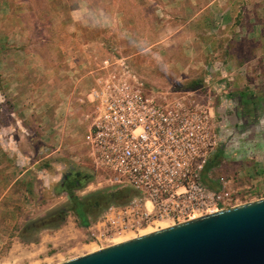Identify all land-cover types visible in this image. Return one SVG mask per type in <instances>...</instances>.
Segmentation results:
<instances>
[{
	"label": "rangeland",
	"instance_id": "rangeland-1",
	"mask_svg": "<svg viewBox=\"0 0 264 264\" xmlns=\"http://www.w3.org/2000/svg\"><path fill=\"white\" fill-rule=\"evenodd\" d=\"M93 1L97 10L83 23L90 22L93 27L86 30L83 27L84 32L80 30L79 33V36L94 40L87 46L75 41L70 44L67 40L69 36L76 35L65 24L68 10L75 6V0L63 4L62 0H56V4H49L47 0H30L29 6L19 16V20L24 22V29L20 26L16 29V36L23 40V45L17 39L14 50L0 45V264H60L145 236L142 232L146 229L154 233L173 226L157 222L144 225L136 232L100 236L95 226L109 208L127 206L131 201L125 205H107L104 202L99 210H94L96 203L93 204L89 213V228L81 227L78 218L70 211L61 225L53 224V215L70 205L68 192L61 188L65 176L81 174L85 178L79 187L72 189L80 198H92L117 188L107 181L104 172L95 167L84 145L88 116L92 111L80 99L91 87L86 91L83 87L80 91L73 90L74 93L68 83V89L63 91L52 88L53 81L50 83L46 75L49 70L53 71L51 64H54V60L46 65L41 59H27L24 56L26 52L70 53L75 52L77 47L80 52L90 51L96 56L90 62L86 76L92 80L91 85L101 78L104 59L116 62L117 56L119 59L129 58L128 63L139 75L140 81L154 92L181 91L193 82L205 79L204 70L212 69L215 63L225 60L221 68L228 73V77L223 82L229 88L227 80L232 77L235 90L229 92L225 88L222 93L223 98L227 99L222 108L224 118L228 119L231 115L237 97L246 99L252 95L264 98V78L262 73L258 74L264 67L263 60L236 69L237 62L229 57V52L222 56L219 54V49L221 52L224 50L222 44L209 46L198 38H192L195 33L193 29L191 37L185 32L183 35L182 31L176 33L183 25L190 24V19L198 13L201 7L196 0H193L192 11L187 10L186 13L179 5L181 2L189 4L188 0H176L175 5V0H170L171 4L166 6L162 0H108L112 8L109 15L111 23L108 16L98 12L104 7L103 0ZM236 2L239 3V0ZM120 8L126 12L123 22H119ZM205 14L207 17L204 15L191 23L216 24L221 19L225 23L236 20L235 24L240 25L249 17L238 11L232 14L233 17L231 14H216L218 19H215L214 13L213 19L208 16L212 13ZM114 24L116 27L112 26ZM260 25L258 31L251 35L247 29L237 32L236 37L234 33L232 40L235 41L233 48L238 53L237 57H252L256 53L251 45L254 39L260 40L264 35V24ZM135 26H140V29L134 30ZM216 29L218 31L219 27ZM8 31L10 29L6 27L4 32ZM203 32L207 33L206 30ZM171 36L174 40L166 41ZM4 37L0 35V41ZM52 38H56L53 44L46 43L45 40ZM214 46L216 48H212ZM13 55L18 60L12 58L14 61L9 62ZM24 69L30 70V79L28 83L25 82V88L21 73ZM17 73H20L18 78L14 77ZM41 75L46 76L49 84L40 78ZM85 79L81 78L82 81ZM40 85L45 86L40 89ZM3 149L12 151L14 156L8 157ZM218 149L219 146L217 154ZM22 154L30 156L31 160L24 162ZM36 161L39 163L32 167ZM86 176H91L87 182ZM206 184L220 196V200L215 198L208 206L207 212L214 207L222 211L264 199V150L226 148L217 164L211 168ZM136 196H139L138 193Z\"/></svg>",
	"mask_w": 264,
	"mask_h": 264
},
{
	"label": "built area",
	"instance_id": "built-area-1",
	"mask_svg": "<svg viewBox=\"0 0 264 264\" xmlns=\"http://www.w3.org/2000/svg\"><path fill=\"white\" fill-rule=\"evenodd\" d=\"M104 64L101 78L80 99L92 107L84 145L107 181L139 196L127 206H111L95 226L99 235L157 222L175 226L219 212H207L220 196L207 186L206 175L220 143L217 104L223 92L209 84L154 92L122 58Z\"/></svg>",
	"mask_w": 264,
	"mask_h": 264
},
{
	"label": "crops",
	"instance_id": "crops-1",
	"mask_svg": "<svg viewBox=\"0 0 264 264\" xmlns=\"http://www.w3.org/2000/svg\"><path fill=\"white\" fill-rule=\"evenodd\" d=\"M63 3L66 2H71L73 0H62ZM169 2H166L165 0H162V2L164 3L163 5H167V4H171V1L168 0ZM188 3L185 2H181L179 7L183 8V11L186 13L187 10H190V12L192 11V4H193V0H188ZM30 2V0H0V35H4L5 37L3 38L6 41H0V45H6L7 48H12L14 50V45H15V40H19L18 43H22L23 45V40L21 41L19 38H17V34H16V29L20 28L24 29V22L20 21V12L24 9L27 8L28 3ZM47 2L49 4H53L56 2V0H47ZM76 4L74 7H72L71 9L69 8V16L68 19L65 21L66 24V28L70 29L71 31H75L77 37H75L74 35L69 36L67 38L68 43L72 44L73 41H75L76 43H82L84 46L89 45L90 41H94L93 39H87L84 36H79V33H81L80 30H82L83 27H85L86 29H92V25L93 24H83L84 22L86 23V20L89 19V15L94 13L97 8L95 7L96 4H94L93 0H75ZM196 2H198L200 4L198 13L192 17L190 19V24H185L183 25L179 30L176 31V33L178 32H185L188 33V35H190V37L192 36L191 34L193 33L192 29L194 30V34L192 38H198L200 40V42H205L207 43L209 46H212L213 44L216 45H223V50L221 52V50L219 49V54H223L225 55V53L227 54V52L230 53L229 57L232 60H235L237 62L236 64V69L239 68V66L241 67H245L247 64L249 66V63L254 62V61H264V35L261 37V41L259 40V38H256L253 40V43L251 45V48L253 49V51H255L256 53L253 54V56L251 57H246V58H242V57H237L233 45L235 44V41H233L232 39L235 33V37L237 36V32L240 33L242 30L247 29V32L249 35L254 34L256 32V30L258 31L259 26H261L260 24H264V0H239V3L236 2V0H208L203 3V0H196ZM104 3V7L103 9H101L98 12L103 13L105 16H108V20L109 23H111V17H109V15L112 13V8L110 6V2L108 0H103ZM176 0L174 1V5L176 4ZM56 4V3H55ZM187 4V5H186ZM29 6V5H28ZM4 10V11H2ZM157 11V9H155V12ZM243 12L249 15L248 20L246 19L245 22H241L238 24L236 23V20L234 22V20L232 21H228V22H223V20L220 19L219 22H216V24H200V22H197L198 24H192L191 21L195 20L198 21L200 18L204 17V15L206 16L205 13H212L209 14V18L213 19V13L216 14H232L235 12ZM23 12V11H22ZM120 18H119V22H123L126 18V12H124V10L122 8H120V10L118 11ZM2 13V14H1ZM5 13V14H4ZM186 14L183 16L185 17ZM230 16V17H231ZM237 16V15H236ZM235 16V17H236ZM198 17V18H196ZM207 17V16H206ZM233 17V16H232ZM262 17V20H260V18ZM20 19V20H19ZM215 19H218V16H215ZM88 23V22H87ZM135 24H138L135 22ZM219 24V30L217 31V27L216 25ZM120 25H125V24H120ZM169 25V24H168ZM115 26L116 25H112ZM137 26V25H136ZM134 27V30L136 29H140V26L138 27ZM9 27L10 31L8 32H4L5 28ZM126 27V26H125ZM234 28V32L232 31V29ZM262 29V28H261ZM207 31V33H204L203 31ZM209 30V31H208ZM213 30V32H212ZM263 30V29H262ZM137 31V30H136ZM200 31V32H199ZM84 32V30H82V33ZM19 33V32H18ZM214 33V34H213ZM197 34V35H196ZM184 35V33H183ZM210 35V36H209ZM214 35V36H211ZM20 36V35H19ZM207 37V38H206ZM172 39L174 40V38L168 37V39L166 41H172ZM196 39V40H198ZM21 41V42H20ZM28 41V45H29V40ZM46 43L48 44H53L56 41V38H52L49 40H45ZM236 41H238L236 39ZM75 44V43H74ZM196 44V43H195ZM212 44V45H211ZM212 48H216V46L212 47ZM259 50V53H258ZM80 48L77 47L75 48V52H54V54L52 53H39L36 54V52H30V53H25V57L28 58H37L38 60L41 59L43 62H45L46 65H48V62L52 63V59L54 60V64H51L52 69L54 73H52L49 70V73H47L48 75H46L47 77H49L48 81H53V84L51 85L52 88L55 89H60V90H66L68 89L66 84L68 83V87H71V90L73 92V90H75L74 92L80 91V89L83 87V90H88L90 87L92 88L95 84L91 85L92 80L87 79L86 76L88 75V68L90 67V62L95 59V55H92L90 53V51L88 53H86L85 50H83V52H80ZM144 52V51H143ZM140 52L139 54L143 53ZM213 53V52H212ZM244 53V52H243ZM222 56V55H221ZM244 57V56H243ZM14 60H18L16 58H14V55L11 56L9 58V62L10 61H14ZM118 58V56L116 57V59ZM8 59V58H7ZM126 64H128L130 66V69L133 71V73L137 76V73L135 70H133L131 68L130 63H128V59L129 58H122ZM226 59H228V57L226 56ZM4 60V57H3ZM119 60V58H118ZM114 62V60H110L108 58L104 59L103 62ZM222 62H224L225 60H221ZM222 62H217L214 65V68L212 69H206L204 70V76H206L205 79L201 80V83L199 85H205V84H209L210 87L212 88H216L218 90V92H223L224 89L226 88L229 92L233 91V89L235 90V86L233 83V78L231 77L230 79H228L227 81H229V88H227V84H225L226 82L224 79L226 77H228V73L223 70V68H221V65L223 64ZM243 63V64H242ZM17 66V65H15ZM246 66V67H248ZM9 68V67H8ZM16 71V70H15ZM39 73H41V70H38ZM252 72H254V70H252ZM22 73V82H23V87L25 88L26 83H28L30 76L28 75L30 73V70H21ZM92 73V72H91ZM262 73V78H264V67L262 69H260L258 71V74ZM20 73H17L14 75V77L18 78V75ZM13 75V74H11ZM232 76V74H230ZM46 76L44 77L43 75H41L40 78L46 80ZM139 76V75H138ZM137 76V77H138ZM235 76V75H234ZM53 77V78H51ZM81 78L85 79V81H82ZM214 78V79H213ZM52 79V80H51ZM46 80V82H48ZM49 84V82L47 83ZM70 84V85H69ZM83 85V86H82ZM263 87H264V82H263ZM45 86V85H43ZM40 85V89L43 87ZM46 87H48L46 85ZM91 88L89 90H91ZM232 89V90H231ZM16 90L18 91V88H16ZM88 90V91H89ZM57 91V90H56ZM87 91V92H88ZM73 92V93H74ZM76 99V98H74ZM73 99V101L75 102V100ZM219 104H217V109H220L221 111V115L223 116V104L227 102L226 98H223V94L220 95L219 97ZM82 107V106H81ZM86 107L90 108L92 110L91 106L86 105ZM89 125V124H88ZM14 131V129H13ZM14 136H15V132H13ZM3 151L5 153H8L7 156L8 157H13L14 153L12 151H8V150H4ZM13 153V154H12ZM22 159L25 161L27 160H31L30 156L22 154ZM37 163H39L38 161H36L32 167H34ZM30 169V168H29ZM25 173V172H24Z\"/></svg>",
	"mask_w": 264,
	"mask_h": 264
},
{
	"label": "water",
	"instance_id": "water-1",
	"mask_svg": "<svg viewBox=\"0 0 264 264\" xmlns=\"http://www.w3.org/2000/svg\"><path fill=\"white\" fill-rule=\"evenodd\" d=\"M60 264H264V199Z\"/></svg>",
	"mask_w": 264,
	"mask_h": 264
},
{
	"label": "flooded vegetation",
	"instance_id": "flooded-vegetation-1",
	"mask_svg": "<svg viewBox=\"0 0 264 264\" xmlns=\"http://www.w3.org/2000/svg\"><path fill=\"white\" fill-rule=\"evenodd\" d=\"M231 111L228 119L222 116L219 127L221 141L218 149L219 158L226 148L264 150V98L252 95L246 99L237 97ZM82 180L85 178L80 174L67 175L62 180L61 188L68 192L73 183L76 182V187H79L83 183ZM103 204H105L103 201L96 202L94 210L101 209Z\"/></svg>",
	"mask_w": 264,
	"mask_h": 264
},
{
	"label": "trees",
	"instance_id": "trees-1",
	"mask_svg": "<svg viewBox=\"0 0 264 264\" xmlns=\"http://www.w3.org/2000/svg\"><path fill=\"white\" fill-rule=\"evenodd\" d=\"M199 82L196 81L187 86L185 89H194L195 87L199 86ZM219 153H221L219 151ZM219 156L218 154L215 155V157L208 162L207 170H211L212 167H214L218 162ZM81 175V174H80ZM87 181L90 180L91 176H86ZM206 178H209V175H206ZM77 188L76 182L73 183L72 188H69L67 191L69 193L70 197V205L66 208L64 211H60L59 213H55L53 215L54 217V225H61L65 219V215L67 212H72L79 221V225L83 228H88L91 225V219H90V209L92 208L93 204H95L98 201H103L107 203V205L116 204V205H125L129 203L134 196L137 195V192L131 188V187H123V188H117L114 191L107 192L105 194L96 195L92 198H80L76 196L72 189ZM211 188V186H210Z\"/></svg>",
	"mask_w": 264,
	"mask_h": 264
},
{
	"label": "bare ground",
	"instance_id": "bare-ground-1",
	"mask_svg": "<svg viewBox=\"0 0 264 264\" xmlns=\"http://www.w3.org/2000/svg\"><path fill=\"white\" fill-rule=\"evenodd\" d=\"M142 233L148 235V234H151L152 233V230L146 229Z\"/></svg>",
	"mask_w": 264,
	"mask_h": 264
}]
</instances>
